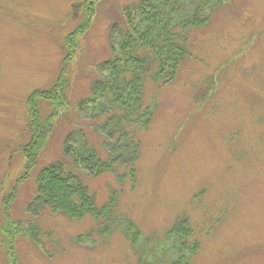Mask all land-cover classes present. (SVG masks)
I'll use <instances>...</instances> for the list:
<instances>
[{
  "label": "rangeland",
  "instance_id": "1",
  "mask_svg": "<svg viewBox=\"0 0 264 264\" xmlns=\"http://www.w3.org/2000/svg\"><path fill=\"white\" fill-rule=\"evenodd\" d=\"M83 1L93 0H0V264H10L12 252L19 264H171L159 246L185 217L201 238L193 264H264V0H229L210 12L208 24L189 33L177 79L148 82L154 115L139 135L135 185L112 174L84 176L99 206L119 197V221L136 226L143 253L123 228L105 235L91 218L77 222L37 209L38 175L67 160L70 136L92 140L105 157L98 120L76 104L108 74L112 33L119 36L124 11L143 0H104L87 16ZM79 26L86 28L66 65L68 39ZM62 70L66 106L56 111L50 100L35 98L42 133L56 117L29 170L23 150L36 122L30 99L51 90Z\"/></svg>",
  "mask_w": 264,
  "mask_h": 264
},
{
  "label": "trees",
  "instance_id": "2",
  "mask_svg": "<svg viewBox=\"0 0 264 264\" xmlns=\"http://www.w3.org/2000/svg\"><path fill=\"white\" fill-rule=\"evenodd\" d=\"M103 1L93 0L91 5L83 1L86 16L91 15L95 5ZM228 1L143 0L132 11H124V29L119 36L112 33L110 42L114 54L103 66L108 74L96 80L91 85L90 96L76 104L79 113L88 114L90 111L89 117L98 120L96 125L103 130V135H99L104 138L102 144L107 148L105 157L100 155L92 140L82 136L78 141L76 137L70 136L64 149L67 160L48 164L38 175L37 209L46 208L54 215L63 214L77 222L91 218L105 235L111 233L114 227L123 228L136 248L137 235L134 233L139 231L127 219L125 227L119 221V197L112 196L99 206L84 176L86 173L94 176L112 174L120 182L131 179L136 184V167L142 146L139 135L149 128L154 115L152 107L146 104L148 82L163 85L177 79L183 62L189 56L190 31L208 24L210 12L220 9ZM85 28L79 26L69 37L70 50L66 65L71 62L78 48L77 42H74L76 34ZM66 87L67 73L62 70L58 83L51 90L34 92L30 99L31 115L36 118V122L33 139L23 150L25 158L30 159L29 170L36 167L56 117L55 113L45 121L44 128L50 130H43V134L39 129L42 125L38 121L39 109L35 98H46L56 111L61 110L67 104ZM200 239L191 218L185 217L167 232L161 241L164 245L166 243L165 248L159 246L160 254L166 259L171 255V264H193L201 250ZM145 246L148 247L147 241ZM136 249L138 253L144 252L143 248ZM14 253L10 254L9 263L19 264Z\"/></svg>",
  "mask_w": 264,
  "mask_h": 264
}]
</instances>
